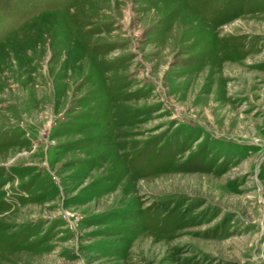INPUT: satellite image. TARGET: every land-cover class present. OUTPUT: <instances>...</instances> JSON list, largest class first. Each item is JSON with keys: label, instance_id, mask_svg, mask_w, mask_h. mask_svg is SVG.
I'll use <instances>...</instances> for the list:
<instances>
[{"label": "rangeland", "instance_id": "obj_1", "mask_svg": "<svg viewBox=\"0 0 264 264\" xmlns=\"http://www.w3.org/2000/svg\"><path fill=\"white\" fill-rule=\"evenodd\" d=\"M0 264H264V0H0Z\"/></svg>", "mask_w": 264, "mask_h": 264}]
</instances>
